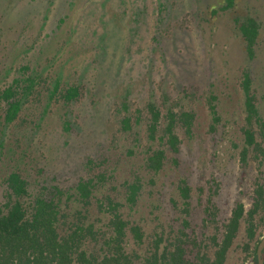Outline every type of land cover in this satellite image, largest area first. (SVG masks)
Listing matches in <instances>:
<instances>
[{
	"label": "rangeland",
	"instance_id": "1",
	"mask_svg": "<svg viewBox=\"0 0 264 264\" xmlns=\"http://www.w3.org/2000/svg\"><path fill=\"white\" fill-rule=\"evenodd\" d=\"M226 3L0 0V200L1 184L14 170L32 187L47 180L71 186L81 176L114 166L115 178L107 188L135 177L144 183L136 217L148 235H177L187 219L189 239L204 241L203 250L212 252L209 237H222L236 202L249 209L257 183L264 184V163L253 151L247 164L240 158L246 71L264 119V0H234L232 8L220 10ZM246 16L261 22L252 59L235 21ZM16 81L23 106L9 123L2 91ZM58 84L57 95L50 98ZM71 86L80 93L73 103L62 96ZM151 100L163 111L169 105L184 107L197 117L192 137L182 132L181 152L169 154L179 164L171 161L159 174L145 165ZM212 103L221 119L214 131ZM70 109L72 125L65 130ZM138 110L141 120L125 131L123 119L135 121ZM89 157L95 161L90 172L84 166ZM181 180L191 186L187 214L178 190ZM210 196L217 216L207 226ZM263 237L260 225L251 253L245 251L243 222L227 264H257L254 249ZM187 247L192 254L199 249Z\"/></svg>",
	"mask_w": 264,
	"mask_h": 264
},
{
	"label": "trees",
	"instance_id": "2",
	"mask_svg": "<svg viewBox=\"0 0 264 264\" xmlns=\"http://www.w3.org/2000/svg\"><path fill=\"white\" fill-rule=\"evenodd\" d=\"M233 6L234 0H227L220 10ZM217 12L219 8L213 10V14ZM235 21L246 43L248 57L252 59L256 55L261 22L253 16L238 17ZM18 86L19 81H16L2 91L9 123L17 118L23 106L17 95ZM242 86L246 124L240 158L243 164H247L253 151L254 156L264 163V119L252 94L249 71L244 72ZM59 87L60 84L56 85L50 92V98L57 95ZM79 94V87L71 86L62 96L66 102L73 103ZM209 108L212 114L210 129L214 131L221 119L213 103ZM147 109L145 165L150 172L159 174L169 162L179 164V159L173 157L170 160L169 154L175 156L181 152L182 132L191 138L197 117L195 112L184 107L176 110L169 105L163 111L153 100L148 102ZM67 112L65 130L72 125V109ZM138 113L135 121L131 116L123 119L125 131H132L134 124L141 120V110ZM94 164V159L89 157L84 166L90 172ZM101 169L95 174L79 177L71 186L47 180L43 184H35V187L22 173L11 171L1 184L0 264H227L242 223H245L248 239L243 249L249 253L251 241L257 240L258 229L264 225V184L257 183L252 206L246 209L241 200L237 201L224 224L222 237L217 233L209 237V247L215 248L212 252L203 250L207 247L204 241L189 239L187 219L182 221L177 235L166 239L158 231L148 235L146 225L136 217L144 188L141 177L125 179L109 189L107 184L115 178L117 169L114 166ZM178 190L187 214L190 211L191 186L187 180H181ZM205 213L204 220L208 226L210 217L217 216L212 196L208 199ZM189 244L199 248L198 251L192 254L187 247ZM257 246L258 241L254 249L256 263Z\"/></svg>",
	"mask_w": 264,
	"mask_h": 264
},
{
	"label": "water",
	"instance_id": "3",
	"mask_svg": "<svg viewBox=\"0 0 264 264\" xmlns=\"http://www.w3.org/2000/svg\"><path fill=\"white\" fill-rule=\"evenodd\" d=\"M264 237L261 239L257 246V264H264Z\"/></svg>",
	"mask_w": 264,
	"mask_h": 264
}]
</instances>
